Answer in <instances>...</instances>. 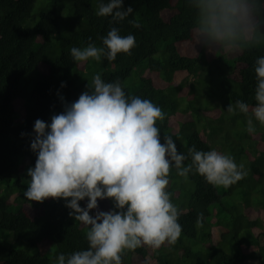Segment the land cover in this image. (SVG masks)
<instances>
[{
  "label": "trees",
  "instance_id": "trees-1",
  "mask_svg": "<svg viewBox=\"0 0 264 264\" xmlns=\"http://www.w3.org/2000/svg\"><path fill=\"white\" fill-rule=\"evenodd\" d=\"M98 3L70 0L77 25L63 17L67 0H0V264H54L59 253L87 248L85 226L68 215L72 210L64 199L30 203L23 192L27 169L37 158L30 147L35 120L50 123L66 103L89 90L96 73L105 82L119 81L126 95L149 99L162 108L166 117L157 121L162 143L167 134L180 153L195 145L197 150L231 154L248 172L223 188L198 174L190 173L185 181L173 168L167 190L181 212L180 238L158 251L148 247L125 251L123 264L137 260L139 264H264V125L253 119L256 132L249 134L244 114L224 115L210 110L211 103L199 102L218 87L229 103L239 99L254 106L253 65L264 55V47L225 58L195 43L193 15L185 0H123V6L134 12L119 22L97 16ZM34 12L37 17L32 21ZM112 27L121 35L135 36L131 55L118 53L113 61L104 56L98 62L73 60L72 47H85L89 38L102 47L100 37ZM142 63L147 74L133 80L134 69ZM86 203L87 198L79 201L81 207ZM249 208H255V216ZM110 209L112 199H98V209L90 214ZM200 213L202 227L196 223ZM26 234L24 244H12ZM41 241L49 243L54 254L38 250Z\"/></svg>",
  "mask_w": 264,
  "mask_h": 264
},
{
  "label": "clouds",
  "instance_id": "clouds-1",
  "mask_svg": "<svg viewBox=\"0 0 264 264\" xmlns=\"http://www.w3.org/2000/svg\"><path fill=\"white\" fill-rule=\"evenodd\" d=\"M185 3L193 15L195 43L226 53L264 47V0ZM133 12L131 6H123V0H99L96 15L119 22ZM129 23L139 27L135 21ZM100 40L102 47L91 38L83 48L72 47L71 57L77 62L90 58L98 62L102 56L113 61L118 53L131 55L136 46L134 35H121L116 27ZM253 68L255 105L250 108L237 99L226 109L231 115L247 117L249 134L256 132L253 119L264 125V55L255 59ZM87 87L78 99L65 104L62 113L52 115L50 123L36 119L33 125L30 147L37 158L34 167L27 169L23 196L36 202L64 199L72 210L68 215L85 226L88 245L59 253L54 264H123L125 251L141 247L158 251L165 244L175 245L182 226L179 207L167 190L173 168L185 181L190 173L198 174L223 188L247 176L244 164H237L231 154L197 150L195 145L180 153L167 134L162 143L157 121H164L166 113L149 99L126 95L119 81L105 82L96 73ZM85 198L86 206L81 207L79 201ZM105 198L114 201V209L90 214L98 209V199ZM202 215L196 221L201 227Z\"/></svg>",
  "mask_w": 264,
  "mask_h": 264
},
{
  "label": "rangeland",
  "instance_id": "rangeland-1",
  "mask_svg": "<svg viewBox=\"0 0 264 264\" xmlns=\"http://www.w3.org/2000/svg\"><path fill=\"white\" fill-rule=\"evenodd\" d=\"M71 13H72V9L70 7V0H67V6L65 7V9L63 11V17L64 18H68L70 20L71 19L74 20L77 23V25H78L79 21L76 20V19H74V17L71 16ZM36 17H37V13L34 12L33 13L32 21H34L36 19ZM158 47L159 48H162L163 47V44H160ZM216 53L222 54L225 58H230V57H233L235 55V52H233V53H226V52L217 51ZM89 60L91 61L92 59L90 58ZM146 74H147L146 65H145V63H142L141 65H139L137 68L134 69L133 80H136V79H139V78L141 79ZM213 91H212L213 93L211 92L208 95V97L210 99H208V97H206V96L200 97L199 98V102L200 103H204V104L209 102V103L212 104V107L210 108V110H215V111H218L220 113H224V115L225 114L228 115L229 113L226 111L227 107L225 105H229V102L227 101L225 94L218 87H214L213 88ZM212 99L214 101H212ZM16 111H17L16 113L18 114L19 118L20 119L22 118V120H23L24 114H23V117H21V115H19V114L22 113V111H21L20 107L18 106V104H16ZM259 125H261V124H259ZM172 126L174 128H177V124L176 123L172 124ZM20 202H23V200H21ZM29 202L30 203H34V202L36 203V201H29ZM248 212H249V214L251 216H255L256 215L255 208H249ZM27 237H28V235L26 234L22 239H20V240H18L16 242H12V244L13 245H19V244L21 245V244H24V242L26 241ZM11 241H12L11 238L7 239V242H11ZM37 247H38V250H40V251H46L50 255L51 254H54L53 253V248H52V246L49 243H46V242H42L41 241V242H39V244L37 245ZM140 262H141L140 260H137L136 261V264H139Z\"/></svg>",
  "mask_w": 264,
  "mask_h": 264
}]
</instances>
